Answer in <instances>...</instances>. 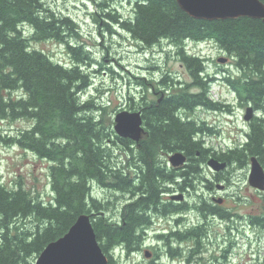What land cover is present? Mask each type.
<instances>
[{"label":"trees","instance_id":"16d2710c","mask_svg":"<svg viewBox=\"0 0 264 264\" xmlns=\"http://www.w3.org/2000/svg\"><path fill=\"white\" fill-rule=\"evenodd\" d=\"M124 1L131 3L128 16L118 13V7L107 0L96 3L91 16L105 32L99 36L119 30L143 48L168 40L176 47V60L190 77V81L180 82L168 71L162 72L159 84L167 91L154 90L161 96L155 100L149 95L139 100L133 95L128 97L131 102L126 108L140 111L144 122V134L136 143L137 150L131 152V159L127 158L126 148L136 141L113 130L117 111L110 116L108 103L84 99L82 95L93 80L82 65L113 73L112 63L103 64L95 57L70 14L54 11L43 0H0V116L32 121L15 135H0V140L46 160L53 192L52 198L44 201L20 183L6 187L0 179V264H32L44 246L63 235L83 213L90 215L98 243L108 257L107 264H115V248L126 253L138 250L143 235L133 233L132 226L144 215L137 213L136 205L147 207L157 201L156 178L168 177L157 170L161 150L183 151L192 163V173L209 153L239 165H244L249 156H256L264 167V21L245 16L197 19L186 14L176 0ZM207 39L233 60L234 71L222 69L217 74H223V81L241 105L251 104L259 113L249 123L242 147L224 155L205 147L201 135H209L210 127L180 114L195 108L220 110V103L210 98L209 89L216 77L206 69L207 59L185 47L188 40ZM45 40L64 44L71 64L54 60L30 45L31 41ZM133 78L138 85H146L143 76ZM116 149L122 150L124 157L117 155ZM128 164L135 165L136 171L140 169L151 195L129 204L127 224L123 225L126 213L122 206L119 214L110 217V202L92 195L91 188L97 185L124 194L129 184ZM261 217L253 221L262 223ZM258 264H264V257Z\"/></svg>","mask_w":264,"mask_h":264},{"label":"rangeland","instance_id":"374dc122","mask_svg":"<svg viewBox=\"0 0 264 264\" xmlns=\"http://www.w3.org/2000/svg\"><path fill=\"white\" fill-rule=\"evenodd\" d=\"M98 1L101 0H43L44 4L54 11L68 13L74 17L78 22L82 40L91 48L95 57L103 64L112 63L116 71L111 73L104 69L95 68L94 70L89 65H82L89 70L93 79L89 88L82 93L84 99L93 98V100L108 103L110 106L109 115L111 116L118 110L128 109L126 106L131 102L128 98L130 95H133L137 100L143 95H149L155 100L159 95H162L161 92L154 91L155 89L167 91L165 85L159 84L162 72L168 71L166 73H169L171 78L180 82L190 81L188 72L176 60V47L168 40L143 48L142 44L119 30L116 34H106L100 37L99 33L103 30H100L101 28L91 16ZM107 2L117 6V12L123 16H128L131 12V3L128 1L107 0ZM99 25L102 27V21ZM113 28L114 31H117L115 27ZM26 34H29L28 28ZM30 45L43 50L54 60L67 64L72 62L65 45L55 40L31 41ZM185 46L189 52L207 58L205 65L211 75L216 76L217 71L222 72L220 68L234 71V66L231 64L232 58L213 41H209V39L202 42L188 40L185 42ZM218 58H224L225 62H218ZM137 75L145 78L146 85H138L135 82L133 76ZM218 76H223V74H218ZM210 94L213 99L219 101L220 111L213 112L212 110L195 108L191 112L181 111L180 114L181 116L184 113L191 114V118L203 122L204 126L217 129L214 135L205 136L204 140L207 147L217 152L227 147L236 146L241 142L247 131V124L243 119L244 106L246 105H238L235 93L226 85L222 77L214 79L210 86ZM31 124L32 121L26 118L10 120L0 116V135H15ZM116 154L124 157L122 150L116 149ZM205 166L207 167V165ZM238 166L229 164L224 172L226 175L228 170L230 172L227 175L228 179L225 177V184L227 185L225 205L229 207L231 212L238 213L243 218L240 219L239 233L237 234L235 230L233 234L226 232V235L233 241L232 255L230 256L233 263H231L255 264L264 257V220L262 223L261 221L251 222L250 225L249 221H252L254 216L264 217V190H256L246 182L247 163ZM209 177L210 172L205 169L204 174H198L193 179L194 185L190 189L189 201L207 196L210 190H207L204 185L206 183L205 178L208 179ZM0 179L6 187H14L20 183L30 190L35 198L44 201L50 200L53 196L48 162L29 150L5 144L1 140ZM91 194L102 201L110 202L109 209H107L110 217L120 213L124 195L119 191L107 190L94 185L91 188ZM201 194L204 196H200ZM187 213L188 210L185 211L186 216L183 214L185 218L188 217ZM144 241L147 246L155 243L154 234L152 232L145 234ZM225 246H229V243L227 242ZM143 252L144 249H141L128 255L126 252L116 251L113 252L112 257L115 264H152L147 260L150 257H145ZM149 256H151V252ZM158 264L176 263L172 262V258L166 260L159 258Z\"/></svg>","mask_w":264,"mask_h":264},{"label":"flooded vegetation","instance_id":"af4514ba","mask_svg":"<svg viewBox=\"0 0 264 264\" xmlns=\"http://www.w3.org/2000/svg\"><path fill=\"white\" fill-rule=\"evenodd\" d=\"M235 99L239 105V101L237 98ZM246 106L244 107L246 108ZM227 110L230 111V109ZM184 115H182V118L185 119H189L192 116L187 113H184ZM250 122H245L247 124V130L250 127ZM136 145L131 144L126 148L128 159H131V152L137 150ZM233 149L232 147H227L217 152L224 155ZM170 153L161 150L157 157L158 172H163L168 175V177H162L164 179L161 176L156 178L157 183H155V188L158 191L157 201L148 204L147 207L143 204L136 205L137 213L144 215L143 220L132 226L133 233H141L143 235L140 250L149 248L147 253L150 254L151 252V256L147 260L152 264H158L159 258H165V260L172 258V262L176 264H232L233 261L230 256L232 255L231 248L233 241L228 238L226 232L233 234L236 230L238 234L241 226L240 219L243 217L238 213L231 212L229 207L225 205L227 201L225 177L228 179L227 175L230 174L229 170L227 171V175L224 174L227 169L214 171L208 166L207 168L205 166L206 161H203L197 164V171L192 173V163L188 158L186 163L173 166L169 162ZM229 164L231 163L228 162V166ZM232 164L239 165L236 162ZM247 166L249 167V163H247ZM205 169L207 172H210V177L208 179L205 178L206 183L204 186L210 192L206 197L189 201L188 197L191 195L190 189L194 185L193 179L198 174H204ZM139 170L136 171L135 165L132 166L130 164L126 168L129 184L123 194L122 209L126 213L125 217H122L123 225L127 224L126 218L129 204L142 197L151 195V189L142 180ZM142 182L143 185L140 186ZM219 182H224L223 189L217 188ZM174 195H179V199L174 198ZM200 196L204 195L201 194ZM186 210H188V217L185 218ZM254 218L255 216L252 217V221H249V225L251 222L254 223ZM261 218L263 221L264 217ZM149 232L154 234L156 241L147 246L144 237ZM227 242L229 246H225ZM255 264L258 263L256 262Z\"/></svg>","mask_w":264,"mask_h":264},{"label":"water","instance_id":"95a60500","mask_svg":"<svg viewBox=\"0 0 264 264\" xmlns=\"http://www.w3.org/2000/svg\"><path fill=\"white\" fill-rule=\"evenodd\" d=\"M179 7L190 17L204 20L251 17L264 21V3L261 0H176ZM220 63L224 58H218ZM253 106L248 105L243 116L249 121L254 117ZM113 130L117 135L138 141L143 132L140 111L120 110L114 116ZM172 165L184 164L186 155L175 152L170 155ZM207 165L214 171L223 170L225 161L215 157L207 160ZM248 184L258 190H264V167L256 156L250 157ZM218 189L223 185L218 184ZM179 199V195H174ZM145 255L149 256L147 251ZM108 257L102 251L90 215L80 214L68 230L55 240L47 243L32 264H107Z\"/></svg>","mask_w":264,"mask_h":264}]
</instances>
